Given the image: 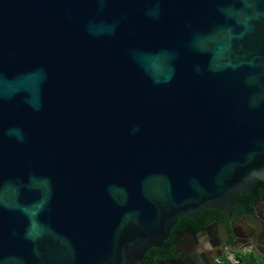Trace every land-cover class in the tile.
I'll use <instances>...</instances> for the list:
<instances>
[{
	"label": "water",
	"instance_id": "95a60500",
	"mask_svg": "<svg viewBox=\"0 0 264 264\" xmlns=\"http://www.w3.org/2000/svg\"><path fill=\"white\" fill-rule=\"evenodd\" d=\"M257 180L264 0H0V264H134Z\"/></svg>",
	"mask_w": 264,
	"mask_h": 264
},
{
	"label": "flooded vegetation",
	"instance_id": "af4514ba",
	"mask_svg": "<svg viewBox=\"0 0 264 264\" xmlns=\"http://www.w3.org/2000/svg\"><path fill=\"white\" fill-rule=\"evenodd\" d=\"M255 185V184H254ZM254 187V186H253ZM247 194H254V190ZM241 199H236L234 205L231 207L230 213H225V218L212 220L206 223L202 228L193 230L199 242L193 238L189 233L191 228L184 229L180 233V243L177 251L183 252L186 248H190L192 252L199 254V246L201 244L207 253L208 257L225 253L227 250L235 252H246L245 254H252L264 259V184L261 188L260 196L253 201L250 206L247 203V195L244 194ZM203 209L195 221V225L199 226L201 223V216ZM222 220L227 225V233H224L218 224L213 225L207 232L209 236H205L201 231L211 222ZM210 237V238H209ZM226 241L222 246L221 243ZM211 244H214L213 246ZM223 253V254H224ZM181 255V257H182ZM180 257V258H181ZM166 260V259H165ZM195 264H198L195 263ZM214 264H216L214 262Z\"/></svg>",
	"mask_w": 264,
	"mask_h": 264
},
{
	"label": "trees",
	"instance_id": "16d2710c",
	"mask_svg": "<svg viewBox=\"0 0 264 264\" xmlns=\"http://www.w3.org/2000/svg\"><path fill=\"white\" fill-rule=\"evenodd\" d=\"M264 184L263 181L257 180L253 190L254 194H246L247 203L250 204L255 201L261 194V188ZM243 195H239L237 199L243 198ZM225 212H222L218 209H207L204 210L201 216V223L199 226L195 225L194 219L183 215L180 216L176 222V224L172 227L169 237L164 241L162 247H152L150 248L142 258V260L135 262L134 264H158L160 261L173 258L178 259L181 257L182 252L177 251L180 243V233L187 228H191L193 230H197L202 228L206 223L216 220V219H224ZM235 254L246 264H259L261 263V259L252 254H245L242 252H235ZM217 264V263H216ZM225 264V263H223Z\"/></svg>",
	"mask_w": 264,
	"mask_h": 264
},
{
	"label": "built area",
	"instance_id": "2783aa9c",
	"mask_svg": "<svg viewBox=\"0 0 264 264\" xmlns=\"http://www.w3.org/2000/svg\"><path fill=\"white\" fill-rule=\"evenodd\" d=\"M259 264H264V260ZM217 264H246L233 251L227 250L220 258L215 259ZM252 264V263H247Z\"/></svg>",
	"mask_w": 264,
	"mask_h": 264
},
{
	"label": "rangeland",
	"instance_id": "374dc122",
	"mask_svg": "<svg viewBox=\"0 0 264 264\" xmlns=\"http://www.w3.org/2000/svg\"><path fill=\"white\" fill-rule=\"evenodd\" d=\"M244 253H246V252H244Z\"/></svg>",
	"mask_w": 264,
	"mask_h": 264
}]
</instances>
